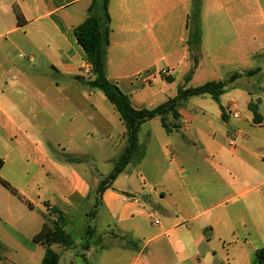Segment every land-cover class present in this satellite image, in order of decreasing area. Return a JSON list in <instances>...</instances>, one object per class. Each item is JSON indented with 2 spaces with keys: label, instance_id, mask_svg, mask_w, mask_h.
Returning <instances> with one entry per match:
<instances>
[{
  "label": "crops",
  "instance_id": "1",
  "mask_svg": "<svg viewBox=\"0 0 264 264\" xmlns=\"http://www.w3.org/2000/svg\"><path fill=\"white\" fill-rule=\"evenodd\" d=\"M91 1L0 0V144L4 143L9 149L15 146L22 158L31 161L43 173L49 175L61 195L60 201L68 208V211H65L57 206L65 214L67 231L72 234L69 221L77 218L75 215L82 219L83 235L79 240H75L72 234L71 247L64 248L56 243L51 245L52 249L59 253V264H91L89 259L92 255L96 260L103 259L118 240L131 243L133 237L140 235L147 218L159 227L155 236L175 233L173 240L178 241L177 247L186 252L187 258L193 259L194 264H200L202 260L198 247L207 239L204 233L209 225L197 222L201 212L192 210L187 214L182 213L181 203L186 198L191 202L195 199L192 195L184 196L181 192L184 181L165 184L162 179L157 181L156 185L149 183L142 174L137 173L136 168H127L132 163L140 164L144 157L142 155L138 162L128 163L110 186L101 194H97L98 204L91 221L101 219L103 231H96L94 225L92 233L86 237L90 220L87 213L90 209L82 204L90 199L92 190L96 191L100 180L107 174L104 177L94 174L92 184L73 163L52 159L47 150L33 139L34 134L40 135L44 130L35 127L24 112V102L18 101L23 92L18 88H25L20 78H33L38 74L26 70L25 65H19L20 60L15 57L25 56L30 61L39 59L48 62L59 76L55 79L49 78V84L59 91L65 87L64 90L69 93L66 99L76 100L80 108L84 106V113L92 110L94 119L91 118L90 121L93 126H96L97 122H100L101 126H111L115 117L120 120L113 105L109 102V108L104 104L102 96L97 93L99 90H89L87 84L84 86L86 90H79L73 85V78L79 80L83 68L90 67L73 30L87 16ZM192 1L108 0L110 30L105 54V74L108 80L129 96L133 107L153 108L174 97L177 88L187 86L186 84L200 71L208 70L214 74L219 71L239 72L240 75L236 79L227 83L214 111L215 119L221 120L223 126L218 129L207 127L208 121L204 119L205 110L201 102L195 105L199 116L186 109L185 102L194 97L190 96L180 102L177 120L168 116L170 122L177 123V127L170 133L164 131L167 135L174 132H180L182 135L193 134L204 153V162L222 182L220 191L234 190L236 186L230 176L232 177L234 171H239L242 190L236 194L244 195L242 205L251 216L264 220V0H202L199 17L200 44L196 52L198 64L190 80L180 85L179 79L184 80L192 64L186 48V19L191 11ZM100 4L101 0H97L98 8ZM15 11L22 15L21 24L16 21ZM154 47L157 49V55L154 54ZM255 68H258L255 73L246 74ZM165 70L173 76L161 87L170 85V95H165L158 101L155 99L156 86L148 87V84ZM136 75L139 77L133 79ZM242 77L246 80V86L237 91L244 96L247 108L244 114L235 110L236 99L227 97L229 91L236 89ZM161 78L166 80L164 76ZM90 96L101 99L99 107L86 100ZM249 102L257 105L261 116L259 123L253 120V113L248 108ZM219 104L224 109L226 119L221 118ZM47 107L50 109L51 106ZM73 115H66V137L88 136L94 131L95 126L92 130L84 126L88 125L89 118L80 119L78 124H73ZM230 126L233 127L228 130ZM205 128L210 129V134ZM118 136L123 144L122 140L126 141L125 128L120 129ZM168 139L165 148H172L174 143L181 144L178 139ZM138 143L140 144L139 141ZM235 143L239 150H236ZM225 150L235 156L236 160L230 162L223 154ZM0 156L6 158L9 155L5 152L0 153ZM180 173L184 174V170L180 169ZM154 203L162 207L164 220L159 221L151 211ZM46 204L51 206L49 202ZM79 205H82L80 211H74ZM52 219L53 216H50L46 209V216L42 222H38L36 229L23 232L14 228L15 219L12 215L4 217L3 222L0 218V225L3 226L0 234V264H8L12 256L18 253L24 254L21 264H40L44 246L32 241V236L44 222L51 223ZM182 229L193 239L190 248L179 240L184 234ZM84 244H87L86 248ZM140 251L141 249L138 255ZM223 263L229 264L224 261ZM205 264L213 263L210 259Z\"/></svg>",
  "mask_w": 264,
  "mask_h": 264
},
{
  "label": "rangeland",
  "instance_id": "2",
  "mask_svg": "<svg viewBox=\"0 0 264 264\" xmlns=\"http://www.w3.org/2000/svg\"><path fill=\"white\" fill-rule=\"evenodd\" d=\"M201 7L202 0H200V10ZM98 12L97 10L96 13ZM154 54H158L156 47H154ZM15 58L20 60L19 65H25L26 70L38 74L37 77L33 78H20V82L25 88H22V86L18 88L20 92H23L21 95L19 94L18 101L24 102V112L29 116L35 127L44 130V133L40 135L34 134L33 139L35 142L39 146H43L52 159L73 163L78 171L92 184L94 183V174L104 177L111 170L114 160L126 145L125 139L122 140L123 144L118 139L120 129L123 130L124 128L122 122L118 117H115V120L111 121V126H101L100 122H97L94 128L90 121L93 118L92 110L84 113V106L80 108L76 104V100L66 99V97H69V93L64 90L65 87H62V91H59V89H55L49 84V78L55 79L59 76L54 69H51L48 62L39 61V59L30 61L25 56ZM87 70L85 67L83 68L79 80L73 78V85L79 90L85 89L84 86H87L85 81L91 76V65ZM233 71L236 70L229 73L219 71L218 74H214L211 71L203 70L196 73L186 85L194 87L205 81L225 79ZM162 76L172 78L173 74L167 73V70H165L157 75L154 81L148 84L149 86L147 85L148 87L156 86L155 99L158 101L165 95H170L168 90L170 85L167 84L165 87H161L168 81L167 79L163 80ZM178 83L183 85L186 82L179 79ZM245 86L246 80L242 77V79H239L236 89L229 91L227 95L231 99H236L237 106L235 110L241 114H244L247 108L244 104V96L241 92L238 93L237 90ZM89 90H91L90 87ZM97 93L102 96L104 104L110 108V103L103 93L101 91ZM86 100L96 107H99L101 101V99L94 96H90ZM198 102H201V106L205 110L204 119L208 121L207 127L211 126L210 129L214 127L218 129L219 126H223L221 120L214 117L217 102L209 95L190 97L185 102L184 107L189 109L192 114L199 116V113L195 110V105ZM47 104L49 107L51 106L50 109ZM133 105H135V102H133ZM68 113L74 114L73 124H78L80 119L89 118L88 125L84 126L91 130L94 128V131L89 133L88 136L66 137L64 124ZM97 125H100V127ZM232 127L230 126L228 130ZM210 129L205 128L208 134H210ZM137 136L144 157L140 164L132 163L127 168H136L138 174H142L149 183L153 182L155 185L157 181L162 179L165 184L184 181L185 184L182 186L181 192L184 193V196L189 194L195 199L191 202L190 199L186 198L181 203L182 213L187 214L192 210L197 213L201 212L197 222L199 224L208 223L209 225L204 233L209 240L206 241L207 239H205L198 247L202 260L200 264H205L210 259L213 264H224L223 261L229 264H253L255 249L264 247V220L251 216L250 212L248 213L242 205L244 195L236 194L242 190L241 183H239V171H234L233 178L230 176L236 186L234 190L220 191L219 186H222V182L210 169V166L204 162V153L200 150L199 144L192 133L182 135L180 132H174L167 135L160 124L159 118L154 117L140 126ZM232 137L233 134L229 138ZM168 138L178 139L181 144L174 143L172 148H165V142L169 141ZM111 144L115 145L112 146ZM235 148L239 150L236 143ZM0 151V153L8 152L9 155L6 158L0 156L3 160L0 168V178L31 203V207H28L23 200L10 191L7 185L0 182L1 222H3L4 217L12 215L15 219L13 222L14 228L23 232H32L34 228L36 229L38 222L44 220L47 209L45 204L47 202L51 206H59L62 207L61 209L68 211L66 205H63L60 201L61 195L55 189L49 175L43 173L31 161L22 158V154L15 146L9 149L4 143H1ZM223 154L230 162L236 160V157L231 156L227 150ZM180 169L184 170V174L180 173ZM215 189H218V191ZM96 200L97 191L92 190L90 199L82 205L91 210ZM82 205L76 206L74 211L79 212ZM152 208L151 211L159 221L164 220L162 207L154 203ZM75 216L77 218L70 220L69 226L72 228L71 232L74 239L79 240L83 235L84 224L79 215ZM89 224L92 227L95 225L96 231H103L101 219H97L96 222L89 220ZM1 226L0 234L3 227ZM187 226L189 225L187 224ZM182 230L184 234L180 236L179 240L190 248L193 239L185 233L184 229ZM158 232V225L153 224L151 219L147 218L142 233L133 237L131 243L118 240L114 246H111L112 248L103 259L96 260L92 255L89 260L91 264H194L193 259H188L187 253L177 247L178 241L173 240L175 233L155 236ZM221 244L223 247H221ZM213 254L214 256H212ZM22 260H24V254L18 253L12 256L8 264H21Z\"/></svg>",
  "mask_w": 264,
  "mask_h": 264
},
{
  "label": "trees",
  "instance_id": "3",
  "mask_svg": "<svg viewBox=\"0 0 264 264\" xmlns=\"http://www.w3.org/2000/svg\"><path fill=\"white\" fill-rule=\"evenodd\" d=\"M99 11L96 13V11ZM16 21L18 24L23 22L20 12L15 11ZM200 0L192 1V8L187 15L186 28L188 29V36L186 39V48L189 53V58L192 62L187 74L184 77L185 82H188L194 73L198 64L197 49L200 44ZM109 14H108V0H101L98 8L97 0H92L88 7V14L82 22L74 27L73 34L77 43L83 49L87 62L91 65V76L85 81L90 88H94L103 93L105 98L113 105L118 112L119 118L125 128L126 145L123 151L119 154L113 163L112 169L107 175L100 180L97 186V194H101L104 189L110 186L112 181L120 174L125 166L130 162H138L143 155L142 146L138 143L137 133L140 125L151 118L158 117L160 124L167 133H170L177 127L176 122H170L168 116L170 115L174 120L179 118L178 106L180 102L190 96L209 94L211 98L219 102V96L225 92L227 83L236 79L240 73L233 72L225 80H210L198 86L187 87L179 86L176 95L166 101L158 104L153 108H135L132 106L129 96L124 93L115 83L107 79L105 74V54L106 46L109 39ZM258 68L249 70L246 74L255 73ZM170 76L166 77L170 80ZM221 111V118L226 119L223 107L219 104ZM248 108L253 113V120L256 123L260 122L261 116L257 111V105L249 102ZM3 160L0 158V168ZM0 182L23 200L28 207L31 203L22 195L9 186L4 180L0 178ZM98 204V199L93 204L87 215L91 220L94 215V210ZM48 214L53 216L51 223L44 222L39 231L32 236V241L40 243L44 246V254L40 264H59V253L54 251L52 244H59L64 248H69L73 244L72 234L66 230V219L64 212L57 206H49L45 204ZM92 233V226L88 224L86 229V237ZM87 244H84V248ZM253 264H264V247L256 248L254 251Z\"/></svg>",
  "mask_w": 264,
  "mask_h": 264
},
{
  "label": "built area",
  "instance_id": "4",
  "mask_svg": "<svg viewBox=\"0 0 264 264\" xmlns=\"http://www.w3.org/2000/svg\"><path fill=\"white\" fill-rule=\"evenodd\" d=\"M86 71H88V70L86 69ZM138 77H139V75H136V76L133 77V79H137ZM152 218H154L153 215H152Z\"/></svg>",
  "mask_w": 264,
  "mask_h": 264
}]
</instances>
